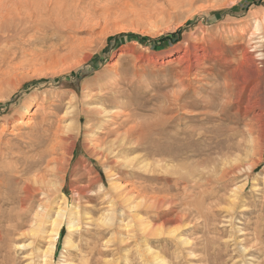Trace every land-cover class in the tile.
Returning <instances> with one entry per match:
<instances>
[{
    "label": "rangeland",
    "instance_id": "obj_1",
    "mask_svg": "<svg viewBox=\"0 0 264 264\" xmlns=\"http://www.w3.org/2000/svg\"><path fill=\"white\" fill-rule=\"evenodd\" d=\"M187 51L202 56L190 72ZM243 55L264 101V0H0V170L26 168L0 185V264H264V159L236 106ZM52 181L46 204L38 192L20 207L25 185Z\"/></svg>",
    "mask_w": 264,
    "mask_h": 264
},
{
    "label": "bare ground",
    "instance_id": "obj_2",
    "mask_svg": "<svg viewBox=\"0 0 264 264\" xmlns=\"http://www.w3.org/2000/svg\"><path fill=\"white\" fill-rule=\"evenodd\" d=\"M80 1V0H79ZM41 15V14H40ZM48 18V17H47ZM43 21V20H42ZM34 22V21H33ZM57 22V21H56ZM41 27V26H40ZM255 30V29H254ZM191 49V48H190ZM249 54V53H248ZM261 55V54H259ZM185 56L190 59L191 62L190 63H193L194 65L193 66H190L188 65L186 68L187 70L188 69H194L195 68V65L197 64L198 66L200 65L201 63V55L200 54H192V52H189L187 51L185 53ZM256 56V55H255ZM264 56V55H263ZM186 58V59H187ZM258 58L257 56L255 57V60L257 61ZM262 58V56H261ZM259 58V59H261ZM186 61V60H185ZM254 62L252 59H250L249 56L247 55H243L242 56V59L240 58V61H239V64H238V67L235 68L236 69V106H237V113L239 116H246L249 118V125H248V133L249 135L251 136V142L252 143L251 145L254 146L255 150L258 149L259 152H260V160H263L264 159V101H263V97L262 96V92H260V89H257V85L253 84V82L256 80V77L257 75H259V79L262 81V77H263V73L262 72H257L256 69L254 68ZM264 62V61H263ZM256 64V63H255ZM187 70H186V73H187ZM189 71V70H188ZM190 72V71H189ZM234 75V73H233ZM233 79V78H232ZM189 80V79H188ZM229 80V79H228ZM235 80V79H234ZM233 81V80H232ZM184 83V82H183ZM188 86V85H187ZM185 87V86H184ZM234 90V89H233ZM100 95V94H99ZM98 95V96H99ZM103 96V95H101ZM99 96V97H101ZM106 96V94L104 95ZM103 96V97H104ZM228 97V96H227ZM246 97V98H245ZM230 98V97H229ZM106 99V98H105ZM104 99V100H105ZM103 100V102H104ZM233 100V99H232ZM100 101V100H99ZM106 101V100H105ZM235 101V100H234ZM178 102V100H177ZM234 105V104H233ZM79 111V110H78ZM97 112H99L97 110ZM103 112V111H102ZM80 113V112H79ZM101 113V112H100ZM103 114V113H101ZM236 114V113H235ZM79 115V114H78ZM237 115V114H236ZM227 116V115H226ZM240 118V117H238ZM98 123V122H97ZM39 124V123H38ZM44 123H42L41 125L39 126H43ZM33 125V124H32ZM39 126L35 127L34 126V129H37L38 131H36V136L35 138H33L30 142L31 146H34L36 144L40 145L41 144V140L38 135L40 134V128ZM70 127L68 126V129ZM83 129V128H82ZM236 129V128H235ZM73 130H71L69 132V134L67 135V137H63L62 139L64 140H70V144L69 146H72V149H71V153L74 151V148H75V140H77L76 138L78 137L77 134H73L71 133ZM234 131V130H233ZM35 132V131H34ZM68 132V131H67ZM28 138V136H27ZM32 138V137H30ZM55 139V138H54ZM30 140V139H29ZM56 140V139H55ZM216 141V140H215ZM217 142V141H216ZM58 143V142H56ZM59 143H62L61 141ZM58 143V144H59ZM67 142H65L66 144ZM218 143V142H217ZM55 146V144H53ZM52 145V146H53ZM67 147V146H66ZM254 150V151H255ZM88 151V150H87ZM89 152V151H88ZM67 153V152H66ZM93 153V152H92ZM1 155V154H0ZM42 155V154H41ZM92 155V154H91ZM43 156V155H42ZM40 156V157H42ZM98 156V155H97ZM96 158V157H95ZM240 160V159H239ZM28 161V160H27ZM28 163V162H27ZM27 163H25V166L27 165ZM236 163V162H235ZM17 165V163H16ZM30 165V164H28ZM230 165V164H229ZM244 165V164H243ZM259 165V164H258ZM14 166V165H13ZM18 166V165H17ZM31 166V165H30ZM64 166V165H63ZM248 166V165H247ZM257 164L254 162L252 165L249 166V169L250 170H254L256 168ZM2 168V166H1ZM11 168V167H10ZM3 169V168H2ZM64 167H60V173L63 170ZM223 170V169H222ZM242 168H241V165L240 164H233L232 166L229 167V169H226L223 174L220 176V179L221 180H224L225 178H228L232 175H235V174H238L239 171H241ZM26 171V168L23 167V166H18V167H14V168H11L10 170H7V171H2L0 170V178H1V182H0V185L4 182L3 179L5 178L6 174L9 176V178H11L12 180H17L18 178H20V176L18 174H21L23 172ZM67 172V171H66ZM4 173V174H3ZM63 173V172H62ZM59 175V174H58ZM215 176V175H214ZM59 179H60V182H61V187L64 186V176H58ZM184 178V177H183ZM7 179V178H6ZM6 179H5V182H6ZM8 180V179H7ZM219 180V179H218ZM19 181V180H18ZM92 181V180H91ZM220 181V180H219ZM225 181V180H224ZM9 182V181H8ZM7 182V183H8ZM53 183L50 184L48 183L47 185H45L44 187H35L31 184H27L25 185V187L23 188V192L25 194V196L23 197H19L17 202L20 203V207H24L27 203H29L33 197L36 195V193H42L45 195V201L44 203L46 204L47 200L49 199V197H51V193L53 192L52 188L54 186V184L56 182L52 181ZM14 183V182H13ZM17 183V182H16ZM10 184V183H9ZM8 184V185H9ZM4 185V184H2ZM7 185V186H8ZM56 185V184H55ZM12 186V185H11ZM5 187V186H4ZM10 187V185L8 186V188ZM17 187V186H16ZM15 187V188H16ZM56 187V186H55ZM57 187H60V186H57ZM89 187V186H88ZM88 187H84L82 189V193L85 195V194H88L89 192V188ZM117 187V186H116ZM11 188V187H10ZM9 188V189H10ZM7 189V187L5 188ZM5 189L3 192H5ZM14 189V188H12ZM11 189V190H12ZM18 189V188H17ZM58 188H56L57 190ZM62 189V188H61ZM74 189V188H72ZM241 186L237 187L233 193H232V196H233V201L236 202L235 200L238 198V194L239 192H241ZM15 190V189H14ZM13 190V191H14ZM60 190V189H59ZM81 190V189H80ZM8 191V190H7ZM10 191V190H9ZM8 191V192H9ZM17 191V190H16ZM15 191V192H16ZM1 192H2V189L0 187V200H1ZM12 192V191H11ZM7 194V192L5 193ZM15 194V193H14ZM124 194V193H123ZM10 195V194H9ZM17 195V194H16ZM5 198V197H3ZM9 200L10 201H14V198H11L9 197ZM156 198V196H155ZM232 198V197H231ZM127 199V198H126ZM78 200V199H77ZM4 201V200H3ZM156 202H158L160 205V203H165L163 199H160V200H155ZM9 202V201H7ZM4 203H1L0 206H2ZM14 204V203H13ZM45 204L41 203L39 208L40 210L37 212H35V216L36 218L37 217H40L44 210H45ZM129 204V203H128ZM126 204V205H128ZM132 205V204H130ZM157 205V204H156ZM3 207V206H2ZM134 207V206H133ZM138 207V206H137ZM161 207V206H160ZM26 210V209H24ZM6 211V210H5ZM19 211V210H18ZM21 211H22V208H21ZM20 211V212H21ZM67 207L66 205L65 206H58L57 208V211H56V216L52 219L51 218V222H52V226H51V229L49 231H45L47 234V247L46 249L44 250H41L39 256L43 259V260H46V258L50 255H52L54 252H55V249H56V242L60 236V232H61V228L63 226V221L65 219V217L67 216ZM71 213V212H70ZM111 213V212H110ZM20 214V213H19ZM25 214L24 212L22 213V215ZM2 215V214H1ZM112 215V214H111ZM110 215V217H111ZM4 216V215H3ZM1 217V220H6V219H2L4 217ZM81 216V215H80ZM102 216V215H101ZM22 217V216H21ZM105 217V216H104ZM109 217V218H110ZM113 217V215H112ZM73 218V217H72ZM78 219V218H77ZM68 221V218L66 219ZM109 220V219H108ZM9 221V220H8ZM39 221L38 219L35 221V224H34V229L32 230H37L38 229V222ZM83 221V220H82ZM111 221V220H110ZM109 221V222H110ZM100 222V221H99ZM102 222V221H101ZM105 222V221H103ZM2 223V222H1ZM69 223H70V227L72 228H76L77 227V224L74 222L73 219H69ZM107 223V222H106ZM101 224V223H100ZM104 224V223H103ZM163 225V224H162ZM109 226V225H108ZM33 227V226H32ZM163 227H165L164 225L163 226H159V227H153L155 231H157L158 233H162L163 231ZM184 243V242H183ZM76 245V244H75ZM27 246V245H26ZM86 251V250H85ZM156 262V264H163V260L160 259L159 260V257H155L154 258ZM45 263V262H44ZM153 263V262H152Z\"/></svg>",
    "mask_w": 264,
    "mask_h": 264
},
{
    "label": "trees",
    "instance_id": "obj_3",
    "mask_svg": "<svg viewBox=\"0 0 264 264\" xmlns=\"http://www.w3.org/2000/svg\"><path fill=\"white\" fill-rule=\"evenodd\" d=\"M167 37H164L162 40L164 41V40H168V39H166Z\"/></svg>",
    "mask_w": 264,
    "mask_h": 264
}]
</instances>
